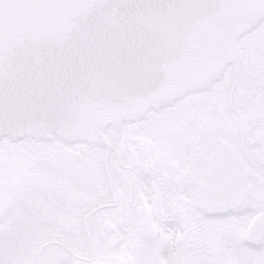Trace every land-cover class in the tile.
Masks as SVG:
<instances>
[{"label": "flooded vegetation", "instance_id": "1", "mask_svg": "<svg viewBox=\"0 0 264 264\" xmlns=\"http://www.w3.org/2000/svg\"><path fill=\"white\" fill-rule=\"evenodd\" d=\"M238 52L209 86L138 120L109 125L97 141L51 135L47 145L34 137L3 138L10 170L7 221L0 231L8 259H24L21 251L31 258L45 249L49 256L58 254L50 234L62 222L49 212L47 199L64 194L69 185L45 178L64 168L81 177L83 164L92 159L110 170V150L118 142L122 163L127 161L115 169L121 176L116 195L127 201L124 214H107L84 253L105 264H262L264 227L257 216L220 233L205 227L217 214L251 211L264 169V17L239 39ZM193 138L202 141L194 149L201 156L199 174L181 169L173 158L174 149L191 148L186 141ZM24 184L31 188L21 197ZM181 203L189 204L184 219L174 211Z\"/></svg>", "mask_w": 264, "mask_h": 264}, {"label": "snow or ice", "instance_id": "2", "mask_svg": "<svg viewBox=\"0 0 264 264\" xmlns=\"http://www.w3.org/2000/svg\"><path fill=\"white\" fill-rule=\"evenodd\" d=\"M163 6L178 10L210 11L224 5L222 0H169ZM250 6L264 7L259 4V0ZM28 7L26 0H0V29L9 24L13 11L21 13ZM75 7L84 14L64 39L55 34L34 35L29 37L32 43L27 63L18 59L10 67L6 59L0 60V129L9 125L13 115L28 119L39 133L34 139H44L50 145L44 134L52 131L49 125L54 119H71L74 116L75 108L67 102L72 83L90 59L97 55L102 57L108 81L117 92L131 83L139 84L144 79L158 78L172 64L194 59L190 53V42L198 24L197 17H189L180 24L152 29L150 34L130 45V51L125 55L118 42L109 43L98 51L87 38L91 28L88 12L101 5L81 3ZM49 52L53 54L49 56ZM5 135L0 132V226H4L7 221V216L3 214L7 207L4 192L10 170L3 143ZM186 143L192 147H177L173 151V158L179 161L181 169H191L199 174L201 156L194 149L201 147L202 141L193 138ZM110 157V170L105 169L103 162L92 159L83 164L85 171L81 177H76L71 169L64 168L45 178L46 181L66 182L69 185L64 194L47 199L49 212L57 218L58 223L62 222V226L50 234L60 246L57 255L49 256L45 249L39 258H31L28 253L21 251L24 259L18 262L9 260L5 253V234L0 231V264H105L98 256L84 253V249L90 241L99 237L107 214H124L127 201L123 195H116L121 176L115 174V169H123L127 161L122 163L118 142L113 144ZM30 188V184L21 185L18 195L23 197L29 194ZM257 192L258 195L250 202L251 211L217 214L205 227L212 233H220L229 225L245 226L251 216H257L258 224L264 227V169ZM72 193L76 194L75 197ZM188 206V203L177 205L175 214L184 219ZM153 207H157L155 203Z\"/></svg>", "mask_w": 264, "mask_h": 264}, {"label": "water", "instance_id": "3", "mask_svg": "<svg viewBox=\"0 0 264 264\" xmlns=\"http://www.w3.org/2000/svg\"><path fill=\"white\" fill-rule=\"evenodd\" d=\"M169 0H26L29 7L13 11L10 22L0 29V60L9 66L30 58L31 36L55 34L64 39L84 13L77 4H98L89 10L91 28L87 37L98 51L109 43H119L125 55L130 45L152 29L180 24L197 17L190 42L194 59L170 65L155 79L131 83L117 92L108 81L106 67L97 55L82 68L74 80L67 102L75 108L71 119H54L47 137L67 141L94 142L109 125H120L144 117L151 109L173 102L186 93L205 88L218 79L225 67L238 58V41L264 17V7H252L257 0H222L213 10H178L164 7ZM264 5V0H259ZM53 53L49 52L51 56ZM58 55V54H57ZM4 137L21 139L39 135L33 122L13 115L0 129ZM3 137V138H4Z\"/></svg>", "mask_w": 264, "mask_h": 264}]
</instances>
